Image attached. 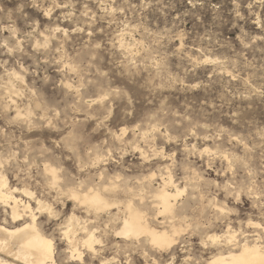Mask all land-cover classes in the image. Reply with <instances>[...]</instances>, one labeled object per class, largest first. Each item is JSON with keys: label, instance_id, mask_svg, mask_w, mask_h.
Here are the masks:
<instances>
[{"label": "clouds", "instance_id": "clouds-1", "mask_svg": "<svg viewBox=\"0 0 264 264\" xmlns=\"http://www.w3.org/2000/svg\"><path fill=\"white\" fill-rule=\"evenodd\" d=\"M0 264H264V0H0Z\"/></svg>", "mask_w": 264, "mask_h": 264}]
</instances>
